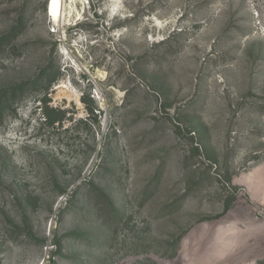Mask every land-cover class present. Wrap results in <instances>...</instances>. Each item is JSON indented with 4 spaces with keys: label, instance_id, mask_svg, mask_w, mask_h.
I'll use <instances>...</instances> for the list:
<instances>
[{
    "label": "rangeland",
    "instance_id": "1",
    "mask_svg": "<svg viewBox=\"0 0 264 264\" xmlns=\"http://www.w3.org/2000/svg\"><path fill=\"white\" fill-rule=\"evenodd\" d=\"M54 1L0 0V264H264V0Z\"/></svg>",
    "mask_w": 264,
    "mask_h": 264
},
{
    "label": "bare ground",
    "instance_id": "2",
    "mask_svg": "<svg viewBox=\"0 0 264 264\" xmlns=\"http://www.w3.org/2000/svg\"><path fill=\"white\" fill-rule=\"evenodd\" d=\"M53 15H54V18L56 20V18L58 17V8H59V0H55L54 1V6H53Z\"/></svg>",
    "mask_w": 264,
    "mask_h": 264
},
{
    "label": "trees",
    "instance_id": "3",
    "mask_svg": "<svg viewBox=\"0 0 264 264\" xmlns=\"http://www.w3.org/2000/svg\"><path fill=\"white\" fill-rule=\"evenodd\" d=\"M15 91H16V89L11 90V92H13V93H14Z\"/></svg>",
    "mask_w": 264,
    "mask_h": 264
}]
</instances>
